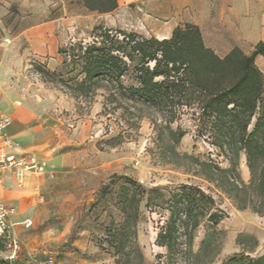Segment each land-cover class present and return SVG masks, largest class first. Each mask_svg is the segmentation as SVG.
<instances>
[{
    "label": "rangeland",
    "instance_id": "rangeland-1",
    "mask_svg": "<svg viewBox=\"0 0 264 264\" xmlns=\"http://www.w3.org/2000/svg\"><path fill=\"white\" fill-rule=\"evenodd\" d=\"M56 1L0 0V105L61 137L52 141L56 180L41 187L37 204L40 231L49 227L59 240L18 264H264V153L249 160L236 125L208 107L237 82L238 60L214 73L200 68L196 79L185 66L166 81L156 76L161 86L149 99L137 90L155 62L119 37L111 50L122 61L119 79L85 78L81 60L64 63L58 50L79 41L53 52L44 40L46 53H36L30 28ZM237 105L243 119L242 100L228 110ZM263 108L264 81L253 120Z\"/></svg>",
    "mask_w": 264,
    "mask_h": 264
},
{
    "label": "crops",
    "instance_id": "crops-1",
    "mask_svg": "<svg viewBox=\"0 0 264 264\" xmlns=\"http://www.w3.org/2000/svg\"><path fill=\"white\" fill-rule=\"evenodd\" d=\"M115 3L114 10L98 13L89 10L83 0H57L56 8L30 28L36 53H46L44 40L55 52L59 44L89 38L97 26L140 39L162 41L170 39L177 28L190 25L198 29L204 48L221 60L235 49L250 56L255 46L264 42V0H115ZM253 64L264 77V57L256 55ZM0 113L12 119L7 134L19 144L17 154L37 155L47 171L57 167V145L52 141L57 139L60 143L58 129L47 133L37 118L29 119L17 108L8 112L7 101L1 102ZM53 126L56 128L58 124ZM54 173L53 180L45 175L25 174L21 182L10 172L0 174V201L16 210L10 221L21 242L19 262L33 259L42 247L55 245L59 240L51 228L41 232L38 226L41 219L37 204L45 200L40 190L56 180ZM26 223L30 224L27 228Z\"/></svg>",
    "mask_w": 264,
    "mask_h": 264
},
{
    "label": "trees",
    "instance_id": "trees-1",
    "mask_svg": "<svg viewBox=\"0 0 264 264\" xmlns=\"http://www.w3.org/2000/svg\"><path fill=\"white\" fill-rule=\"evenodd\" d=\"M83 2L89 10L98 13L110 12L116 7L115 0H109V5L102 9L95 8L98 3L97 0H83ZM109 32V30L97 26L93 29L94 39L90 43L76 42L71 44L65 51L59 49L58 54L64 59V63L66 62L65 57H68L72 62L81 60L84 63L81 70L85 72V78L99 77L106 72L112 78L119 79L122 75L120 71L122 61L119 56L111 54L113 45L118 44L116 37L119 35L122 37L120 40L130 45L133 51L139 52L143 59L155 62L154 71L151 72L145 69L148 79L143 84L142 89L137 90L142 96L149 99L156 95L154 92L161 86L152 82V79L156 76L164 75L166 81L171 77V74L177 73L182 66H185L183 71L192 79H196L200 68L214 73L217 67L236 64L238 60L242 72L237 82L228 94L209 100L208 107L216 113L218 119L229 118L230 123L236 125L239 143L245 147L249 160L264 153V108L261 109L262 111L255 121L252 132L246 133L248 124L250 121L252 123L254 118L256 102L264 81L263 75L253 64V58L256 55L264 57V42L257 44L250 56H244L239 50L235 49L221 60L204 48L198 29L190 25L177 28L170 39L162 41L140 39L132 34L118 32L110 34ZM152 46L155 49L152 53H149L148 50ZM156 51L161 53L160 60L156 58ZM159 66H163L165 70L158 72ZM168 66H170L169 69ZM47 75L53 74L48 73ZM171 85L175 86L174 82H171ZM244 87H249V89L244 92ZM247 98L249 99L247 100ZM238 100H242L243 103L247 104L248 113L243 119L239 117L240 105L233 106L232 110H228V106L234 105Z\"/></svg>",
    "mask_w": 264,
    "mask_h": 264
},
{
    "label": "built area",
    "instance_id": "built-area-1",
    "mask_svg": "<svg viewBox=\"0 0 264 264\" xmlns=\"http://www.w3.org/2000/svg\"><path fill=\"white\" fill-rule=\"evenodd\" d=\"M110 34L115 32L110 31ZM120 39L121 36L117 35ZM12 123L10 116L0 113V174L10 172L21 182L25 174L35 176L45 175L48 179L53 180L55 173L47 171L43 161L35 154L25 153L17 154L15 151L19 146L17 142L11 140L7 130ZM16 213L12 206L5 205L0 201V245L4 248L0 251V264H18L21 251V242L15 235L11 217ZM25 228L30 224L26 223ZM38 264H54V260L48 257Z\"/></svg>",
    "mask_w": 264,
    "mask_h": 264
},
{
    "label": "water",
    "instance_id": "water-1",
    "mask_svg": "<svg viewBox=\"0 0 264 264\" xmlns=\"http://www.w3.org/2000/svg\"><path fill=\"white\" fill-rule=\"evenodd\" d=\"M254 124H255V120H252V123H251L250 127H253Z\"/></svg>",
    "mask_w": 264,
    "mask_h": 264
},
{
    "label": "bare ground",
    "instance_id": "bare-ground-1",
    "mask_svg": "<svg viewBox=\"0 0 264 264\" xmlns=\"http://www.w3.org/2000/svg\"><path fill=\"white\" fill-rule=\"evenodd\" d=\"M20 114V113H19ZM20 118V117H19ZM19 121V120H18Z\"/></svg>",
    "mask_w": 264,
    "mask_h": 264
}]
</instances>
